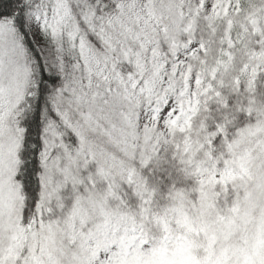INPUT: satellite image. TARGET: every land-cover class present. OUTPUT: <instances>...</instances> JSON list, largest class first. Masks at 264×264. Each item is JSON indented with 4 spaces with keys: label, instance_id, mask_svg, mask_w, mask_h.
Masks as SVG:
<instances>
[{
    "label": "snow or ice",
    "instance_id": "snow-or-ice-1",
    "mask_svg": "<svg viewBox=\"0 0 264 264\" xmlns=\"http://www.w3.org/2000/svg\"><path fill=\"white\" fill-rule=\"evenodd\" d=\"M0 264H264V0H0Z\"/></svg>",
    "mask_w": 264,
    "mask_h": 264
}]
</instances>
